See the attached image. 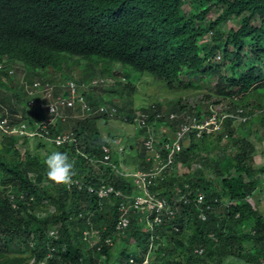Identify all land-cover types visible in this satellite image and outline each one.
Wrapping results in <instances>:
<instances>
[{
  "label": "trees",
  "instance_id": "obj_1",
  "mask_svg": "<svg viewBox=\"0 0 264 264\" xmlns=\"http://www.w3.org/2000/svg\"><path fill=\"white\" fill-rule=\"evenodd\" d=\"M187 2L189 11L184 10ZM210 13H215V17L207 22ZM232 18L238 22V28L215 32L212 46L204 51L208 46L205 36ZM6 56L26 61L35 79L48 71L47 80L59 85L79 70L77 73L82 80L77 84L81 86V81L90 80L98 71L103 73L107 69L102 63L107 66L120 63L165 81L169 91L178 96L203 86L205 75L210 73L217 78L214 90L217 103L230 99L232 106L244 108L249 117L247 122L264 124V0H0V61ZM73 58L76 66L68 64ZM184 74H201L199 85H179ZM3 76L7 73L0 71V99L3 100L0 118L7 116V109L13 117L16 111L12 97H8L13 80L4 81ZM124 88L132 89L129 80ZM55 89L58 93V88ZM21 93L20 96L26 97V92ZM95 96V100L90 101L93 107L100 105L99 95ZM172 100L166 103L181 113L191 109L202 117L209 111L201 102L193 107L188 102L185 107L181 98ZM22 104L21 111L25 107V103ZM132 111L130 108L124 115L127 122L133 120ZM91 119L95 122L100 118L94 115ZM181 121H174L171 127L177 129ZM235 121L227 119L225 126ZM94 126L70 115L64 122L59 119L50 127V133L74 131L79 141L60 147L53 145L46 157L53 151L66 152L74 163V171L80 163L87 164L88 159L100 157L98 142L89 143L93 142L90 132L95 136L100 134ZM237 129H226V133L232 136ZM223 136L225 133H220L217 139L210 136L198 139L195 134H189L176 160L183 174L174 172L150 187V191L161 193L173 192L175 182H180L182 188L190 185L193 191L189 195L190 203L182 204L174 219L164 217L163 223L156 225L155 212L145 209L131 213L128 228L120 232L116 229L120 198L100 200L85 188L55 185L47 176L46 159L38 150L30 148L28 138L23 141L26 147L23 151L19 138L2 134L0 264H27L23 253L11 251L9 245L15 241L26 243L30 255L39 251L38 260L49 253L47 246L51 243L56 249L51 248L52 256L47 264H140L149 254L154 262L162 260L160 255L162 258L172 256V261L166 264H228L229 257L248 264H264V213L256 206L260 202L261 193L256 190L263 184L260 176L264 165L254 166V146L244 139L236 151L227 153V147L220 144ZM42 139L39 145L48 146L49 142ZM112 140L109 137L104 143L111 144ZM134 146H138L137 141L126 148ZM211 150L215 157L208 155ZM138 157L141 158L140 169L148 170L155 165L152 160H146L142 144L136 159ZM196 162L201 166L210 164V173L190 171L189 167ZM100 168L103 171L89 176L90 182L110 183L124 190L133 187L131 176L119 174L111 166ZM233 171L236 175L230 174ZM31 172L38 182L46 179V184L39 186L30 177ZM212 173L221 176L217 183L210 179ZM9 189H17L15 198H10ZM198 191L206 195L204 205L197 202ZM20 194H24V198ZM30 197L48 198L57 211L48 217L30 214ZM223 198L231 203L217 212ZM13 203L17 209L12 207ZM202 207L207 214L205 221L200 216ZM149 214L151 218L147 219ZM169 225L174 227L168 228ZM175 225L180 226L179 230L175 231ZM51 227L56 230L53 235ZM87 228L100 230V245L97 244L100 247H92L85 239ZM126 236L128 239L124 240ZM165 236L169 237L171 245L164 244ZM119 239L123 242L114 259L111 244ZM198 248H203V253L196 252ZM97 254L105 256L103 263L94 260ZM131 258L137 263H132Z\"/></svg>",
  "mask_w": 264,
  "mask_h": 264
},
{
  "label": "rangeland",
  "instance_id": "obj_2",
  "mask_svg": "<svg viewBox=\"0 0 264 264\" xmlns=\"http://www.w3.org/2000/svg\"><path fill=\"white\" fill-rule=\"evenodd\" d=\"M184 10L185 11H189L190 10V3L187 2L186 5L184 6ZM216 13V12H215ZM215 13H210L207 16V22L210 21V19L215 17ZM238 22L235 19H229L227 21V23H221L218 27H216L215 31L209 33L208 35L205 36V41L208 42V46L204 48V51H206L207 49H209L210 46H212L213 44V38L215 35V32H224L227 31V29L229 28H238ZM220 44V43H218ZM205 53V52H204ZM71 66H76V59L73 58L70 60V62L68 63ZM113 67L112 65H108V68ZM107 68V69H108ZM127 69V73H124L128 76L129 78V83L133 84L136 88H132L130 90L126 89L125 90V83L126 82H119L117 84L114 85V87L116 88V90H109L106 91L105 93H109L108 96H112L113 99L115 100V103L117 104V107L119 108V110L121 111V113H123L125 115V113L131 108V110H133L134 112H137L140 108H142L143 106H151L152 108H159L162 109L160 112L161 113H167L169 111H175V112H179L178 110H176L177 108L174 106H171L170 104L166 103L167 100H169V102L173 101L172 99H177V98H181L183 101V105L186 107V105L188 104V102L191 104L190 106L193 107V104H197V102H201L204 105H208L209 102H213L216 101L218 98L214 92L215 87H216V83H217V78L214 76H211L210 73H207L205 75V77L207 79H205V84L203 86L198 87V89H195L194 91H189L188 93H183L182 95L178 96L175 95V93H173V91H169L170 88H168L167 84L165 83V81L160 80L155 78L154 76H152L151 74L144 72V73H138L136 70H134L131 67H126ZM223 71V69H222ZM224 72V71H223ZM236 73H238V70L236 71ZM115 74L118 77H122L123 74H121L119 71H116ZM239 74V73H238ZM202 75L201 74H184L179 81V85H185V84H193V85H199V80L200 77ZM33 77V74H30V79ZM75 79H78V74L76 73V75L74 76ZM128 83V82H127ZM262 90V89H261ZM102 90H99L95 93L98 95H102ZM211 96V100H209L208 96ZM176 97V98H175ZM105 98L102 97L101 102H104ZM0 102L2 103L3 100L0 99ZM22 102V100H20V103ZM163 102L165 104H163ZM225 102L227 104L232 105L231 100L230 99H226ZM6 105V104H5ZM14 105V104H13ZM165 106L167 107L165 110ZM239 109H242L241 107ZM190 112H192L191 109H189ZM254 110L258 111L257 108H254ZM233 111V110H231ZM70 115H73L74 113L80 114L76 111H67ZM235 112V111H234ZM193 113V112H192ZM93 117V115L85 118V117H81L80 119L82 121H86L88 124L90 125H94V127L98 128L100 130V134L98 136H95L94 134L92 135V133H89V136H91L92 141H89V143L91 145H93L96 141L98 142V151L100 149V147H102V145H104V140L112 137V139L114 140V152H113V165L116 166L117 172L119 174L122 173V171L125 170H136L138 168V163L141 162V158L138 157L136 159L137 156H139L140 152H141V143L139 142V140H137V144L138 146H134V148L131 149H127L126 146H130L133 145L134 142H136V138H139V132L137 133L138 135L134 137V134L136 135V126L134 127V125L132 124H127L126 122L121 123L117 120H113L112 122H110L108 125H104L101 122V119L96 120L94 122V118L91 119ZM246 118H248V116L246 115V117H244V119H240L238 118L235 122L232 123V125H228L227 127L223 128V132H226V129H228V131L230 129H232L233 127L235 128H239L237 129V131L234 132V134L231 136V134L229 135V137L223 136L222 140H220V144L222 146L227 147V153H231L232 151H236L238 149V144L241 140H246L249 141L250 143H252L251 145L254 146V166L255 167H261L263 166L262 164H264V124L261 121L258 122H246ZM75 119V118H74ZM79 119V120H80ZM117 119V118H116ZM76 120V119H75ZM92 121V123H91ZM237 126V127H236ZM90 127V126H89ZM166 126L162 125L161 129H165ZM219 132L217 135L214 136H210L212 138L217 139L219 137ZM230 139V140H229ZM40 140L32 138L30 140V148L34 149V150H38L42 156L43 159H46V153L48 150H50L51 148H53V146L48 145L47 144L44 145H39L40 142H38ZM20 143L22 144V149L23 151H25L26 147L24 143H22V140L20 141ZM95 145V144H94ZM215 145V144H214ZM127 153V156H122L123 153ZM134 154V155H133ZM133 155V156H131ZM209 156H216L213 151L211 150L208 153ZM121 158H123L122 162H121ZM129 160V161H128ZM128 163V164H127ZM87 164H81L78 166V170H77V175L78 176H82L85 177L87 175H90L92 172L85 169ZM75 167V166H74ZM77 167V165H76ZM176 172H182L179 174H183V170L181 168H179L177 165L174 166ZM190 171L196 172V173H200V171L202 170H206V172L210 173L212 166L210 164H203L202 166L200 165V162H196L193 164V166L189 167ZM186 170V168H185ZM103 171L102 168L97 170V173ZM174 174V173H173ZM231 175H236V172L233 171L232 173H230ZM1 175V173H0ZM193 174H190V176ZM94 176V175H93ZM178 176H182V175H178ZM30 177L36 182H38V180L36 179V175L34 174V172L30 173ZM177 177V176H175ZM221 176L215 175L212 173L211 178L210 179H215V182H218V179ZM4 181L3 179L0 178V187L1 184H3ZM46 179L45 180H41L39 183V186L43 187L44 184H46ZM260 181V180H259ZM54 183V182H53ZM56 185V183H54ZM180 182H175L173 187L174 190H176L179 187ZM70 186H73V184H71ZM264 185H260V187L258 188V190H256V193H261L260 195V202L259 204H256V206L258 205L261 209V211L264 213V191H262V187ZM14 192H12V191ZM15 190L17 189H9V194L10 198L13 199L15 198ZM73 190V189H71ZM202 190V189H201ZM11 191V193H10ZM179 191V190H177ZM171 191L166 190V191H162L161 194H169ZM21 198H24V194H20ZM32 200V204H31V209H30V214H34L37 215L39 217H48L49 215H51L52 213L57 211V208L54 204H52L48 198H45L44 200L41 199H37L35 197H30ZM252 198H249V200H251ZM39 202H38V201ZM254 201V200H253ZM255 202V201H254ZM230 200L228 198H223L222 199V203L219 205V209L217 212H219L220 210H223L225 207H228L230 205ZM17 205L15 203L12 204V207L17 209L18 207H16ZM35 207V208H33ZM248 225V224H247ZM174 225H169L168 228L173 227ZM180 227V226H179ZM178 227V228H179ZM55 227H51L50 229V233L53 235L55 234ZM97 231H100L99 229H85L84 231V237L85 239H87V241L89 242V244L93 247V246H97L100 247L99 243H100V233H98ZM177 231V230H175ZM175 233V232H174ZM173 235V234H171ZM122 239V238H120ZM117 240L116 242H113L111 245L112 251L115 254L114 259H116V254L119 253V247L121 246L123 240ZM124 240H127L128 237H124ZM166 242H164V244L166 243V246L171 245L170 244V240L168 236H165ZM99 244V245H97ZM10 249L12 252H21L23 254H21L22 256L26 257V263L27 264H47V260L49 257H51L52 255L51 253V248L56 249V247H52L51 243L47 246L48 248H50L49 253L44 254L43 257L41 258V260H38V255L40 254L39 251L37 252V254L34 255H30V250L29 247L26 245V243H19L18 241H15V243H12L9 245ZM40 250V249H39ZM41 251V250H40ZM156 253H154L153 255H155ZM163 255H160L159 259H162L164 264H166L167 262L172 261V256H166L164 258H162ZM151 257V256H150ZM149 259H152L150 258ZM264 259V258H263ZM262 259V260H263ZM95 261H98V263H103V261L105 260V256L104 255H95L94 257ZM162 260H158L161 262L162 264ZM118 262V261H117ZM226 263L228 264H248L244 261L238 260L237 258L234 257H229L226 259ZM118 264H122L120 262H118Z\"/></svg>",
  "mask_w": 264,
  "mask_h": 264
},
{
  "label": "clouds",
  "instance_id": "obj_3",
  "mask_svg": "<svg viewBox=\"0 0 264 264\" xmlns=\"http://www.w3.org/2000/svg\"><path fill=\"white\" fill-rule=\"evenodd\" d=\"M11 12L13 13V11H11ZM10 59L11 58L6 56L4 61H0V71L7 73V76H3L4 81H8L10 79L13 80V89L8 91V97L9 96L12 97V106L14 107V111H16V114H15V116L11 117L10 116L11 110L7 109V111H6L7 116L0 118V136L2 134L8 135V136H14L16 138H19L18 142H20L22 140V143L25 140V138H28L29 140H31L35 136H40L39 138H36V139L43 140L42 139V137H43L47 140V142H49L48 143L49 145H51V146L55 145L58 147L66 144V143H71V144L72 143H78L79 139H78L77 135H75L74 131L67 130V131H63V132L58 131L55 134L50 133V127L53 125H56L58 123L59 119H62V117H54V114L49 112L50 111L49 108L40 106V104H39V101L41 99V98H39L40 88H39V90H36V87L34 85L36 82H41L43 84L47 83V82L52 83L51 81L47 80V77L50 76V73L48 71L44 72L42 77H39V79H35V75L32 73L33 69L31 67H29V65L26 61L20 60V59H11V60ZM102 66L108 68V66L103 64V63H102ZM112 66L113 67L108 68V69L103 68L104 69L103 73L98 71L96 73V75L93 76V78H91L90 80L81 81V85L82 84L85 85V87L82 89V94L84 95V97L87 100V103L91 107V111L84 114V115H82L81 112L76 111L80 114L74 113L73 115H70L67 111H69V110L72 111L73 109L67 108L64 110V114H66L65 120L62 119V121L63 122L66 121L67 117L69 115L75 119H80L81 117L87 118L90 115L91 116L92 115L93 116L99 115V118L101 119V122L104 125H108L113 120H117L121 123L126 122L127 124H132V125H134V127L136 126V128H137L136 129V135L134 134V137L137 136L138 135L137 133L139 132V138L138 139L136 138V141L139 140V142L142 144V147H143V149L147 155L146 160L151 154L145 145V140L147 138H149L150 134H152V132L154 130L157 133L158 140H160L159 143L164 141V139H166V141H169V139L171 137H173V134L177 130L181 129V127L184 123H187L190 121V119L188 118L189 116H190V118L197 117L198 120L203 121L206 117L211 115L212 107H218L221 109L226 108V110H229V111L233 110L231 112H234V111L236 112L240 108V107H234L230 104H227L225 102V100H222V102L217 103L216 102L218 100L217 99L216 101H213L211 103L209 102V104L207 105L209 108V111L205 112L202 117H199L197 114H194V113L187 111V110L183 111L182 113L181 112H175V111H169L167 113H161L160 111L162 109L155 108V107L152 108L151 106H143L137 112L132 111L133 120L131 122H127L126 121L127 117H125L124 114L120 112V110L117 107V104L115 103V100L113 99V97L111 95L108 96L109 93H105V92L109 91V90L110 91L116 90L114 85L119 83L120 81L121 82L128 81L129 80L128 76L126 74H124L128 71H127L126 67L120 63H116L115 65L112 64ZM116 71H119L121 74H123L122 77H118L115 74ZM77 72L79 73V70H76V73ZM30 74H33V77L31 79L29 78ZM80 77H79V74H78V79H75L74 76L71 78H66V76H64L63 79L66 78L65 83L60 84V85L52 83L55 85V87L58 88V93L55 92V94L56 95L62 94L63 89L67 88L64 86L67 82H69V81L78 82ZM80 80H82V79H80ZM130 85L132 86V88H136L133 84L130 83ZM59 87H62V88H59ZM98 89L102 90V92H103L102 95H99V99H98V102L100 103V105L93 107L90 101L95 100L96 96L94 97V95H96L95 93L98 91ZM21 91H24L27 93L26 97L20 96V94L21 95L23 94V93H21ZM55 91H56V89H55ZM14 94H15V96H14ZM102 97L105 98L104 102H101ZM20 100H22L21 103H20ZM209 100H211V98ZM32 101H34V102L32 103ZM49 101H51V99ZM23 102L25 103V107H24L23 111H21L22 106H23V104H22ZM0 105H1V102H0ZM3 107H6V105H4ZM101 108H104V110H101ZM241 108L244 109L243 107H241ZM145 109H147L148 111H145ZM165 110H166V107H165ZM40 115H43V116L40 117ZM172 115H174V117H172ZM105 117H107V121H106ZM14 118H16V119H14ZM50 118H52V119L54 118L53 123L49 124V126H47V128H44L42 122L48 121V119H50ZM180 119H182V121H181L179 127L177 129H173V127H171L172 123L174 121L180 120ZM234 120H237V119H234ZM248 120H249V117H248ZM163 123L166 126L165 129H161ZM46 129L49 130V134L45 133ZM23 131H25V132H23ZM222 132H223V130L219 131V133H222ZM31 133H33V134L31 135ZM191 133L195 134V136L197 137V135H196L197 130L192 129L191 131H189L187 133L184 142L188 139L189 134H191ZM64 134H70L72 136V139L66 141L65 143H63L61 145H58L55 141V138L59 135H64ZM217 134H218V132H215L212 134L204 133L201 137H197V138L200 139L203 136H214ZM107 139H109V138H107ZM134 143H136V142H134ZM109 144L105 143L104 145H102V147H100V149H99V153H100L99 156L100 157L90 158V159H88V157H86L88 159V161H87V165H86L85 169L91 171L92 173L95 172L96 174H97V170L100 169L101 166L102 167L103 166L104 167L111 166V167H113V169H116V166L113 165V161H112V159H113L112 155H113V152L115 150L113 147L114 140H112V143L110 145ZM19 146L21 148V143ZM104 147L109 148L110 155H111V160L108 164H105V163L102 164V162L96 161V160L103 158V154L105 152ZM0 149H1V141H0ZM133 155H131V156H133ZM122 156L128 157L127 153H125V152L123 153ZM122 160H123V158H121V162H122ZM45 164L47 167L48 178L56 184L67 186V185H71L74 182V178H80V179L82 178V176L77 175V173H76L77 170L74 171V163L70 159L68 153H66V152H61V151L51 152L46 157ZM176 165L178 166V164H176ZM94 168H97V170H95ZM179 168H181V167H179ZM138 170H141V169L137 168L136 170H132V171L124 169L121 174L131 176L132 180H133L132 173H135ZM180 173H182V172H180ZM90 175H87V176L83 177L82 179H85V181L90 182L88 180V178H90L89 177ZM100 183H104V182H100ZM107 184H110V183H107ZM72 187L78 189L76 186H72ZM180 187H182V186H180ZM116 188H118V187H116ZM119 189H122V188H119ZM127 189H125V190L122 189V190L126 191ZM170 193H171V195L161 194V193H159V194L162 196H166L168 198H173L177 194V189L173 190V192H170ZM94 197H96L98 199L97 196L94 195ZM92 229H94V228H92ZM97 232L100 233V231H97ZM100 238H101V235H100ZM107 241H110V239H108Z\"/></svg>",
  "mask_w": 264,
  "mask_h": 264
},
{
  "label": "built area",
  "instance_id": "obj_4",
  "mask_svg": "<svg viewBox=\"0 0 264 264\" xmlns=\"http://www.w3.org/2000/svg\"><path fill=\"white\" fill-rule=\"evenodd\" d=\"M36 90L40 88L39 104L41 107L49 108V112L54 114V117H62L65 120L66 114L64 110L71 108L74 111L81 112L82 115L91 111V107L87 103L86 98L82 94V89L85 87L84 84L79 86L75 81H69L64 86L67 87L63 89V93L55 94V85L47 82L41 83L36 82ZM51 99V101H49ZM34 101H32L33 103ZM104 110V108H101ZM174 117V115H172ZM246 117L244 109H238L236 112H231L226 110V108L212 107V113L210 116L206 117L203 121L198 120L197 117L190 118L189 122L184 123L180 130H177L173 137L169 141H162L157 138V133L154 130L150 134L149 138L145 140V145L150 152V156L147 158L148 161H153L155 165L150 169H141L132 173L133 176V187L131 190L123 191L122 189L116 188L113 184L107 183H92L85 181V179L74 178L73 186L78 189H86L91 195H95L98 199H109L113 196L120 198L118 204L119 217L116 229L117 231L124 232L130 224V215L133 212H141L142 210L148 209L151 213L155 212L153 217V222L156 225H160L164 221V217L167 219H174L178 210L182 208V204H189L191 193H193L189 184H185L184 188L178 187L177 194L173 198H168L166 196L160 195L156 191H150L152 185L158 184L160 180H166L168 176L172 175L174 172V166H176L177 156L181 153L183 149V142L186 135L192 129L197 130V137H201L204 133L212 134L215 132L222 131L225 128V122L227 119H244ZM246 118L245 121H247ZM54 118L48 119V121H43V127L47 128L49 124L53 123ZM25 132V131H23ZM46 134H49V130L46 129ZM33 133H31L32 135ZM225 136L228 133L225 132ZM72 136L70 134L59 135L55 138L58 145L71 140ZM103 158L96 160L97 162H102V164H108L111 160V155L108 147H104ZM95 162V161H94ZM264 165V164H262ZM260 180L264 185V172L260 176ZM187 190V191H186ZM264 191V186L262 187ZM204 191H198L197 202L200 205H204L205 202ZM218 199H216V202ZM151 214L147 215V219L151 218ZM201 218L205 221L207 219V214L204 212L202 207ZM174 227V226H173ZM175 230H179L178 226L175 225ZM203 248L196 249V252L203 253ZM150 254L141 261L140 264H161L160 261L154 262L149 259ZM151 258V257H150ZM132 263H137L134 258H131Z\"/></svg>",
  "mask_w": 264,
  "mask_h": 264
}]
</instances>
